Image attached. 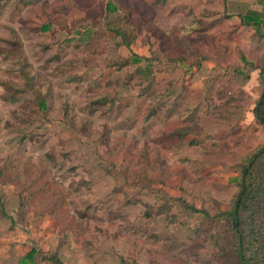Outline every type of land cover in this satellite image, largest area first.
Masks as SVG:
<instances>
[{"label": "crops", "instance_id": "0c3cea01", "mask_svg": "<svg viewBox=\"0 0 264 264\" xmlns=\"http://www.w3.org/2000/svg\"><path fill=\"white\" fill-rule=\"evenodd\" d=\"M43 1L47 3L0 1V108L38 105L41 120L55 125L40 134L42 157L102 160L95 167L75 168L70 176L73 202L82 204L78 209L86 213L85 219L75 215L89 226L84 231L63 230V217L37 215L29 199L23 207L12 186L0 185V264H167L150 261L154 245L160 246L169 233L163 224L166 215L144 206H161L164 196L191 203V195L196 205H206L210 198L227 203L236 190L228 193L235 167L264 144V126L254 116L264 86V0H168L174 6L168 11L170 19H179L177 30L196 25L192 37H200L192 40V56L199 61L192 65L193 59L188 60L187 72L184 65L173 72H154L151 80L144 72L97 74L77 72V65L64 67L67 32L59 30L75 14L60 10L57 21L47 22L40 10ZM64 42L72 48L79 43L73 34ZM38 44V50L32 49ZM75 51L79 54L72 58L83 55ZM86 55L93 66V55ZM123 68L127 66L119 71ZM30 73L45 85L37 99L33 90L19 93L13 86L7 92L4 80L17 87ZM68 76L78 80L67 85L84 84L90 109L87 135L74 114L80 104L62 97ZM113 77L119 78V86L112 85ZM71 120L75 128L63 132ZM54 136L57 148L46 140ZM69 138L71 150H63L58 144ZM81 138L87 150L80 148ZM146 237L154 238L148 249L142 242Z\"/></svg>", "mask_w": 264, "mask_h": 264}, {"label": "rangeland", "instance_id": "374dc122", "mask_svg": "<svg viewBox=\"0 0 264 264\" xmlns=\"http://www.w3.org/2000/svg\"><path fill=\"white\" fill-rule=\"evenodd\" d=\"M171 7L174 6L168 0H47V3L45 1L42 2L40 10L45 13L47 22L50 20L57 21L60 10H64L65 14L74 11L72 13L75 15H73L74 17L70 24L59 30V32H67V34L64 33L63 35L64 46H62V52L65 51L70 54H64L63 66L72 67L77 65L74 67L78 69L77 72H97V74H100L102 72H134L136 68L138 72H144L145 69V72H173L176 66H183L188 63V60H192L194 58L192 53L195 51L192 40L195 39L196 41L200 35L197 33L192 37L193 28L196 25H193L191 29L184 27L177 30L176 23H178L179 19L175 21L174 17H172V20L170 19L168 11ZM183 22L184 18L181 23ZM180 31L183 32L182 35H179ZM68 32L73 34V38L79 41L73 48L69 45L65 46L64 41L68 38ZM53 33L51 36L52 39H55ZM174 37L181 38V43L183 39L184 41L187 40L185 41L186 49H184L183 43L176 45L173 42L174 40L171 42L172 39H175ZM53 44H55L54 41ZM33 48L38 50L40 46L38 44L32 46ZM71 50H74V53L71 54ZM75 50L82 52L81 54L83 55H80L79 58L84 57L82 59L72 58V56L79 54ZM87 53L93 55V66H91V60H86ZM180 54L186 60L184 58L182 60L175 59ZM141 56L151 57V61H144ZM123 62L125 63L121 65ZM123 65H126L127 69L123 68L119 71ZM183 67L185 68L183 71L187 72L186 66L184 65ZM65 71L67 72V70ZM87 75L88 73H86ZM76 79L78 80L77 77H66L65 84L61 86V92L65 102L74 100L76 104H80L74 110V114L79 119L81 133L87 135V124H89V121L86 122V120L89 118L87 116L90 109H88L87 105L85 106V102H88V97L86 92H84V84L80 87L77 86L78 88L67 85ZM118 79L113 77L111 79L112 85L119 86ZM26 81H28L30 87L25 86ZM3 85L7 92L11 91V86H15L14 83L11 85L8 80H4ZM42 88H45V85H40L39 79L33 73L25 77L20 85L14 87L15 92L23 93L24 90L28 89L36 91L37 94H40L39 92H41ZM18 89L22 90L17 91ZM56 92L54 88L52 95H56ZM27 100V98L23 99L18 105L22 106ZM42 114L43 112L38 105H35V102L20 109L0 108V166L8 167L4 170V174L0 175V179L10 181L9 184L0 185L12 186L16 194V202H19V205L23 207L26 201L30 200L27 191L30 189L26 188L30 163L35 165L39 163L46 164L51 170V174L57 180H63L68 191L72 192L70 176L73 171L75 172V168L76 171H80V169L88 166L95 167V164H99L98 159L102 160V158L83 157L82 155L75 160H71V157L61 158L52 155L42 157L41 154L44 152H41L43 150L41 149L40 134L43 130H51V126H55L54 124L46 125L45 120H41ZM53 114L56 113L54 112ZM72 127L75 128V120H71L70 126L64 127L63 132L70 130ZM66 135H70V133ZM46 140L49 146L53 144V148L58 147L55 142V136L51 137V139L46 138ZM71 144L73 145V142L69 138L68 142L64 139V142L62 141V144L59 143L58 145L62 146L63 150H71ZM87 145L88 143L81 138L80 148L87 150ZM249 157L242 159V163L239 164L238 168L235 167V177L234 179L231 178L229 182V194L232 192L233 187H236V193V184L240 177L241 167L247 163ZM84 158H90L91 162ZM82 159L83 164L80 162ZM42 160L48 161L43 162ZM78 174L80 176L82 172H78ZM235 193L227 200V203L222 205L213 203L214 199L211 198L206 205H196L195 199L192 198L195 196L191 195V203L183 199L182 202H164L158 207L144 206L146 211L153 210L165 213L163 224L169 231L165 237L161 238L160 246L150 242L154 238H143V246H155V253L152 255L150 252L148 253V258L151 255L150 261L153 259V261H161L167 264H220L211 236L215 232L223 231L226 226L223 220L215 219L213 216L220 211L231 208ZM74 199L75 196L73 195ZM197 202H199V199H197ZM73 203L72 201L70 209L74 213L76 212L80 218L85 219L86 213L82 209H78L83 208V205L77 206ZM189 206H195L205 211L209 218L204 213L191 212ZM60 224V226H68L65 229L68 231L76 229L84 231L89 227L86 228L82 220L81 227L71 228L69 227V220L66 218L62 219ZM95 224L97 225L98 222L96 221ZM91 225L93 226V224ZM136 238L138 241L140 240L139 237ZM156 241L159 240H154V242ZM146 248L148 249V247ZM158 250L159 252H157ZM134 262H136L135 259Z\"/></svg>", "mask_w": 264, "mask_h": 264}, {"label": "trees", "instance_id": "16d2710c", "mask_svg": "<svg viewBox=\"0 0 264 264\" xmlns=\"http://www.w3.org/2000/svg\"><path fill=\"white\" fill-rule=\"evenodd\" d=\"M174 38L171 42L174 40L176 45L183 43L184 49H186L185 41L187 40L184 41L183 39L184 42L181 43V38ZM8 41L11 46H16L15 40L8 39ZM183 58L186 60L180 54L175 59L182 60ZM141 59L147 62L151 61V57L141 56ZM198 59L196 56L189 63L197 64ZM136 71L138 72L137 68ZM145 71L146 69L144 73L151 80L154 72ZM23 72L30 71L26 69ZM149 84L150 82L147 86ZM25 86H29L28 81L25 82ZM21 90L18 89L17 91ZM34 92L38 98L39 94ZM254 116L256 122L264 126V86L260 89L256 99ZM29 166L26 188L30 189L27 191L35 213L37 215L47 213L56 218L63 217V219L69 220V227H81V221L75 218V215H79L70 209L73 201L72 192H69L67 187L51 174V170L46 164L35 165L30 163ZM6 168L8 167L0 166V175L4 174ZM9 183V180L0 179V184ZM236 186L237 191L231 208L220 211L213 216L215 219L223 220L226 226L223 231L215 232L211 236L216 254L220 259V264H264V144L250 155L247 163L242 165ZM163 198L166 203L182 202V200L168 196ZM189 209L193 213L201 212L206 216L208 215L205 211L194 206H189ZM67 227L64 226L63 230Z\"/></svg>", "mask_w": 264, "mask_h": 264}]
</instances>
